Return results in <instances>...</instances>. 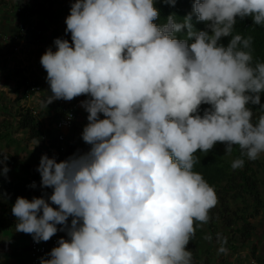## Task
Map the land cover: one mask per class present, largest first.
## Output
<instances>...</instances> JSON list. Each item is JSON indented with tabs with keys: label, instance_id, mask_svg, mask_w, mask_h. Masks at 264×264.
<instances>
[{
	"label": "clouds",
	"instance_id": "obj_1",
	"mask_svg": "<svg viewBox=\"0 0 264 264\" xmlns=\"http://www.w3.org/2000/svg\"><path fill=\"white\" fill-rule=\"evenodd\" d=\"M159 17L154 0H75L71 43L57 37L40 58L47 105L88 97L90 146L60 161L42 155L40 187L51 194L12 206L15 231L34 242L66 233L40 264H192L194 222L217 203L194 153L220 142L251 161L264 154V115L253 112L264 109V62H254L252 37L234 34L238 20L264 26V0H194L182 18ZM8 156L0 150L5 177Z\"/></svg>",
	"mask_w": 264,
	"mask_h": 264
},
{
	"label": "trees",
	"instance_id": "obj_2",
	"mask_svg": "<svg viewBox=\"0 0 264 264\" xmlns=\"http://www.w3.org/2000/svg\"><path fill=\"white\" fill-rule=\"evenodd\" d=\"M50 2L52 4H56L59 1L57 0H15L14 5H12V9L17 10L16 16L19 19L22 27H26L24 31L31 30V39L34 43L40 42L43 39H49L51 44L50 46L55 50V46L53 41L55 38H65L68 39L71 43V35L63 36L61 31L57 28V25L50 31L48 30V25L44 23L43 20L34 21L32 14H43L49 15V10L44 8L45 3ZM75 0H72V4ZM194 0H176L175 6H170L165 0H154L155 7L160 10V17L154 23L160 24L163 23L166 17L170 13H175L178 17L182 18L192 10ZM8 4V2H7ZM5 5V4H3ZM2 5V6H3ZM8 8V6H7ZM68 11V10H67ZM51 16L50 20L54 24H58L60 20V16L56 15L53 11H50ZM70 12L68 13V15ZM13 15V14H12ZM16 17V18H17ZM193 21L195 23V27L197 29H203V22H196L195 16L193 17ZM20 26V28H22ZM19 28V27H18ZM22 31V29H20ZM241 34L243 37H252V54L254 58V62H264V26L255 25L251 18H246L243 21L238 20L235 25L234 34ZM26 35V33H25ZM13 41V39H12ZM228 38H223V42L226 44ZM6 42V40H5ZM42 44V43H41ZM26 79L21 81L22 85H25ZM87 97V96H86ZM88 99V97H87ZM261 103L264 104V94H261ZM54 104V116L53 121L56 122L63 117L66 109L71 106L69 103H60V101L53 102ZM208 105H201V114L204 108H207ZM254 119L258 118L260 115H264V109H261L259 105L253 106ZM5 116L0 119V132L5 131L4 128L11 124V120L6 118L7 116H11L10 112H5ZM12 118H17L18 121L15 125L21 127L23 129H29L30 139H36L37 141H41V136L44 134L42 130V125L38 120V114H34L32 109H22L15 112L12 115ZM83 119V118H82ZM55 125V123H54ZM83 122L77 119L75 116L72 127L70 129L78 130L82 133L83 131ZM55 130V127H54ZM51 129H47V133L50 135L53 134ZM4 139L3 135H0V142ZM55 142H56V134H55ZM8 141H13L8 139ZM52 148L55 146L57 153H64V151L58 150V144H51ZM68 147V145H67ZM85 147H88L85 145ZM48 154H51L49 150H47ZM69 153L64 157L66 159ZM194 157L196 158V163L194 164L193 171L202 174L204 179L208 182L210 186H212L215 190L217 196V203L214 207L209 210L208 216L209 219L206 223L203 222H194L195 233L189 241L187 245V250L192 253V264H200L197 262L202 253V249L198 244H200L199 239H195V236H201L204 231L201 228V225H205L208 231L214 232V228L218 225V222L222 220L225 226H228V230H231L235 233H240L242 241L248 240L253 235V230L255 225L253 223L259 211L264 210V196L262 195L261 185L264 188V180L261 184L259 182V178L257 176V171L253 168V164L256 162L264 165V157L261 161L258 159L251 161L246 157H242L238 146H233L232 151L230 153L225 152V145L223 143L218 142L214 145L213 149L209 152H201L197 151L194 153ZM238 158L244 159L245 163L242 168L233 169L232 162ZM57 160L60 161V155H57ZM16 161V160H15ZM27 166V167H25ZM22 168L26 173V177L23 180L13 183H5L3 184V189L0 194H6L10 198V201L3 203V206L10 205L11 208L15 203L18 196H23L27 198L29 196V191L31 187V179L39 178L40 174L35 169L30 170V165L22 164ZM29 177V178H28ZM36 192L39 196L44 194L45 192L51 194L50 188L42 189L40 187V183L36 185L35 190L32 192ZM31 193V192H30ZM2 200H0L1 202ZM241 201L246 203L244 205L245 211L231 210V205L236 202ZM251 208V209H250ZM216 215L218 216L216 218ZM239 222H241L240 227L236 226ZM202 232V233H201ZM228 232V231H227ZM200 233V234H199ZM209 236L212 237L213 235ZM225 239V244L232 243L231 246H234L233 239L229 236H226V232L223 231ZM224 244V245H225ZM195 260V262H193ZM264 264V256L259 253L257 246L252 244L250 247V257L249 264Z\"/></svg>",
	"mask_w": 264,
	"mask_h": 264
},
{
	"label": "rangeland",
	"instance_id": "obj_3",
	"mask_svg": "<svg viewBox=\"0 0 264 264\" xmlns=\"http://www.w3.org/2000/svg\"><path fill=\"white\" fill-rule=\"evenodd\" d=\"M15 0H8L9 4L6 6H2V10L0 12V49L4 47L3 50L0 52V101L5 100L6 96L4 93V85L8 83L9 80H13L12 74L10 71V66L14 65L15 60L12 55H9V47H12L14 50L16 49V46L14 44V41L17 40L19 41L21 38H19L17 35L19 34V26L20 22L16 23V14L17 10L12 9V5H14ZM59 1L56 4H52L50 2L45 3L44 8L46 10H49L48 14L49 15H43V14H32V19L33 20V26H34V21L36 22L37 20H43L45 24L48 25V30L50 31L57 25V28L62 32L61 34L63 36H68L70 33H66V23L65 19L68 16V13L70 12V8L72 5V0H57ZM68 10V11H67ZM50 11H53L56 15L60 16V20L58 24H54L50 20L51 13ZM13 14V17L10 16V19L8 22L5 20L7 19L8 15ZM18 18V17H17ZM4 20V21H3ZM3 21V22H2ZM26 27H23V30H25ZM26 31H21V34L26 33V35L30 36L31 38V30ZM12 39L14 41H12ZM25 39V38H24ZM6 40V42H5ZM49 39H43L40 42L37 43H42V45H45V41ZM32 44H35L33 40L31 39ZM11 48V49H12ZM40 59V57H39ZM37 59V61L39 60ZM16 66H23L27 68V71L32 73L37 72L40 68L42 70L44 69L41 65V63H36V68L33 70L32 66L33 64H17ZM40 66V67H39ZM22 67V68H23ZM19 68L15 71V75H25V72H23V69ZM43 75L47 76V73L45 70H43ZM46 88L43 89V93H47L45 90ZM87 97L85 95H81L78 97L73 98L71 101H66L63 99H58L55 101H60V103H69L70 105L74 104L77 106V111H76V116L77 119L81 122H83V126H85L88 121H87V115L88 113L85 111V109L81 106V101L86 100ZM53 111V104H50L47 108V112L41 113L39 115V112L37 114L42 118V120H45L47 118V115H51ZM101 118H103V114H100ZM0 116H3V113H0ZM46 116V117H45ZM10 117V116H7ZM6 117V118H7ZM83 118V119H82ZM12 123H14L16 120L13 118ZM53 121V120H52ZM54 122V121H53ZM52 122V123H53ZM1 123V122H0ZM48 125H51L48 124ZM48 129V128H46ZM51 129V128H49ZM52 130V129H51ZM44 131V137L42 136L41 141L37 144V140L30 139V136L27 131L22 132V135H20V129L16 131H10L6 130L3 132H0V135L2 134L4 139L0 142V150L5 151L9 156L7 160V165L10 169L11 173H18L21 172L22 170L20 169V166L22 164L24 165H30L31 169L30 170H37V167L40 162V158L42 155L47 154L49 158L55 156L57 158V155H60V160H63L64 157L69 153V155H72L73 153L79 151H87L88 148L90 147L87 145L83 140L81 136V132L75 129H70V131L67 133V138L65 142V151L64 153H57L56 147L54 146L52 148L51 144H56L55 142V132L53 130L54 135H50ZM77 133V136H75V132ZM17 134V136H16ZM50 135V136H49ZM16 138L18 140H16ZM21 138L22 140L20 141ZM45 138V139H44ZM8 139L13 140L10 141L9 144H7ZM76 139L75 142H73ZM37 144V145H36ZM68 145V147H67ZM87 145L88 147H85ZM47 150L52 152L51 154H48ZM264 157V154H261L260 157L258 158L259 161L262 160ZM16 160V161H15ZM13 166V167H12ZM14 166L16 168H14ZM27 167V166H25ZM253 168L257 171V176L259 178V182L262 184L264 180V165H261V163L256 162L253 164ZM31 193H29L27 196V199L31 200L33 197H39V195L33 190L35 188L30 187ZM261 190H262V195L264 196V188H262L261 185ZM50 191L52 189L50 188ZM244 205L246 206V203H243L241 201L236 202L235 204L231 205V210H237L238 211H245ZM251 209V208H250ZM218 216L216 215V218ZM71 218H69L70 222ZM255 228L253 230V235L251 236L250 239L242 241L240 233H235L231 230H228V226H225L224 223L221 221L218 222V225L214 228V232L211 234V231L209 232L207 227L205 225H201L202 230L204 233H202L201 236H195V239L200 240V244L198 246L201 247L202 253L200 259L197 261L200 264H249V257H250V247L252 244H255L257 246V249L259 253H261L264 256V210L259 211V214L256 215L254 221H253ZM241 222H239L236 226L240 227ZM225 231L227 234L226 236L231 237L233 240L234 246L232 247L230 243L225 244V239H222L224 237V234L222 232ZM228 231V232H227ZM200 234V233H199ZM213 235L212 237L209 238V236ZM60 237L67 238L66 235L64 234H59ZM30 237V234L24 233L19 240H28ZM225 244V245H224ZM221 249H224L221 251ZM195 262V260L193 261Z\"/></svg>",
	"mask_w": 264,
	"mask_h": 264
},
{
	"label": "crops",
	"instance_id": "obj_4",
	"mask_svg": "<svg viewBox=\"0 0 264 264\" xmlns=\"http://www.w3.org/2000/svg\"><path fill=\"white\" fill-rule=\"evenodd\" d=\"M12 1V0H10ZM8 0H0V12L2 10V5L5 8L9 4H7ZM10 16L13 17V15H8L7 19L5 20L6 22L9 21ZM4 21V20H3ZM2 21V22H3ZM16 23L18 25L19 19L16 18ZM1 37V35H0ZM21 38L19 41L13 40L14 44L16 46V49L14 50L12 47H9V55H12L15 63L14 65L10 66V72L14 75H12L13 80H9L8 83L4 85V93H5V100L0 101V113H3L4 117L5 112H10L11 116L7 117L8 119L12 120V115L15 114L16 111L22 110V109H32L35 112H39V115L43 112H47V108L49 105L46 104V98L48 95L51 94L50 88L48 85V82L46 80V76L43 75V69L40 68L37 72L30 73L27 71L26 67H21V66H16L17 64H33L32 69L34 70L37 66L36 63H40V59L42 54L46 51L48 47H50V40L45 41V45H41L40 43H35L32 44L31 38L28 35H25L24 37H19ZM25 38V39H24ZM12 48V49H11ZM4 47L1 50H3ZM1 53V52H0ZM37 59H39L37 61ZM40 67V66H39ZM19 68L23 69V72H25V75H15V71ZM23 79H30L31 81L35 82L36 84H39L42 86V90L39 92H36L32 94L31 96H25L24 91H23V85L21 84V81ZM46 88L45 90L47 93H43V89ZM55 102V100L53 101ZM53 102L51 104H53ZM38 115V120L42 125V130L45 129V132L47 131L46 128H51L53 132L54 130V122L53 116H54V104H53V111L51 115H47V118L45 120H42L40 116ZM0 116V119L2 118ZM46 117V116H45ZM15 122L11 124H8L4 130H10V131H16L18 125H15L18 121L17 118H15ZM53 122V123H52ZM51 125H48L50 124ZM20 129V135H22V132L27 131L29 133V129H23L21 127H18ZM69 131H66V133ZM75 132V131H74ZM47 133V132H46ZM56 133V132H55ZM49 134V133H48ZM54 135V134H51ZM68 135V134H67ZM17 136V134H16ZM44 137V134L42 135ZM41 136V138H42ZM50 136V135H49ZM75 136H77V133L75 132ZM67 138V137H66ZM20 141L22 140L19 138ZM45 139V138H44ZM16 140H18L16 138ZM36 140V139H33ZM41 140V139H40ZM43 140V138H42ZM76 139L73 141L75 142ZM10 142H7L9 144ZM3 165H0V168H2ZM13 167V166H12ZM14 168H16L14 166ZM20 169L22 170L17 173H11L10 171L7 174V177L0 175V188L3 189V184L9 183V182H19L26 177V173L24 169L22 168V165L20 166ZM29 178V177H28ZM0 189V193L2 190ZM31 188L29 193L31 192ZM0 264H29V258H28V253H29V240L32 238V235H30L28 240H19V238L24 234L23 232H16L15 231V224L17 222L16 217L12 214V208L10 205L8 206H3V203L10 201V198L6 196V194H0ZM59 227V226H58ZM56 234H64L66 235L65 232L58 231Z\"/></svg>",
	"mask_w": 264,
	"mask_h": 264
},
{
	"label": "built area",
	"instance_id": "obj_5",
	"mask_svg": "<svg viewBox=\"0 0 264 264\" xmlns=\"http://www.w3.org/2000/svg\"><path fill=\"white\" fill-rule=\"evenodd\" d=\"M25 94L31 95L32 92L41 91V86L34 85L30 81L25 82ZM65 114L61 119L55 122V130H56V144H58L59 151H65V140H66V131L72 127L74 118L76 116L77 106L72 104L68 108H65ZM33 113H37L32 110ZM41 177L35 179H31V183L35 182L39 184ZM61 238L59 235L55 234L50 240L47 242L41 241L39 243L34 242L33 238L29 240V264H40L41 258H47V254L51 251V249L57 246V241ZM255 264V263H254Z\"/></svg>",
	"mask_w": 264,
	"mask_h": 264
}]
</instances>
